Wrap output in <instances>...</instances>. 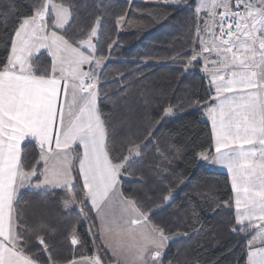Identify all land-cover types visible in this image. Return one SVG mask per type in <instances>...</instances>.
<instances>
[{
  "label": "snow or ice",
  "instance_id": "6c2138e0",
  "mask_svg": "<svg viewBox=\"0 0 264 264\" xmlns=\"http://www.w3.org/2000/svg\"><path fill=\"white\" fill-rule=\"evenodd\" d=\"M229 237L264 264V0H0V264H217Z\"/></svg>",
  "mask_w": 264,
  "mask_h": 264
},
{
  "label": "trees",
  "instance_id": "16d2710c",
  "mask_svg": "<svg viewBox=\"0 0 264 264\" xmlns=\"http://www.w3.org/2000/svg\"><path fill=\"white\" fill-rule=\"evenodd\" d=\"M118 3L123 4L125 0H117ZM142 0H136V3H141ZM180 27L179 18L172 20L171 22L165 21L163 24H157L154 27L140 31L133 28L126 32L121 33V38L125 41L123 51L117 53L118 57L124 59L130 56L139 54H163L167 51L161 46L162 42L171 34H175L177 29ZM123 66V65H121ZM175 81L174 72L170 67L157 66L153 69L152 82L159 87L168 88L172 86ZM190 83L194 86H198L199 76L194 77ZM170 128L174 132L181 133L182 136L186 135H200L203 136L206 130L205 125L200 123L198 117L195 115L183 114L181 117L176 118ZM189 171L195 172L194 180L201 184H217L223 186L225 176L220 172L213 170H205L200 168L197 170L195 167H190ZM229 247L233 248L232 252H229ZM240 245L237 243L235 238H227L222 244L211 248L209 253L213 258L218 257L217 264H230L233 253L239 252Z\"/></svg>",
  "mask_w": 264,
  "mask_h": 264
},
{
  "label": "crops",
  "instance_id": "0c3cea01",
  "mask_svg": "<svg viewBox=\"0 0 264 264\" xmlns=\"http://www.w3.org/2000/svg\"><path fill=\"white\" fill-rule=\"evenodd\" d=\"M211 170H213V171H215V172H219L217 169H211Z\"/></svg>",
  "mask_w": 264,
  "mask_h": 264
}]
</instances>
